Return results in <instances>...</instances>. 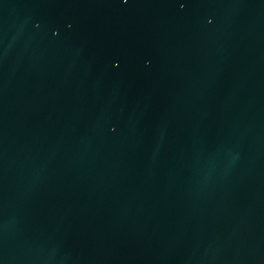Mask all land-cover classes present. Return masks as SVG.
<instances>
[{
    "label": "water",
    "instance_id": "obj_1",
    "mask_svg": "<svg viewBox=\"0 0 264 264\" xmlns=\"http://www.w3.org/2000/svg\"><path fill=\"white\" fill-rule=\"evenodd\" d=\"M0 264H264V0H0Z\"/></svg>",
    "mask_w": 264,
    "mask_h": 264
}]
</instances>
